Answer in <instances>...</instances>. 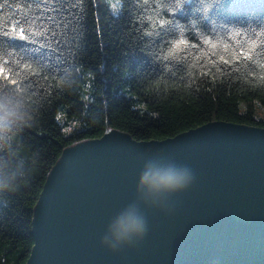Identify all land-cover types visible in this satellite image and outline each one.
<instances>
[{
	"label": "trees",
	"instance_id": "1",
	"mask_svg": "<svg viewBox=\"0 0 264 264\" xmlns=\"http://www.w3.org/2000/svg\"><path fill=\"white\" fill-rule=\"evenodd\" d=\"M29 2L0 0V68L18 81L0 76V264L26 263L33 208L64 147L110 128L151 140L213 120L264 127L254 101L264 104V0H119L118 14L81 0L79 51L64 72L43 30L4 35L37 11ZM180 39L189 44L173 47Z\"/></svg>",
	"mask_w": 264,
	"mask_h": 264
},
{
	"label": "water",
	"instance_id": "2",
	"mask_svg": "<svg viewBox=\"0 0 264 264\" xmlns=\"http://www.w3.org/2000/svg\"><path fill=\"white\" fill-rule=\"evenodd\" d=\"M188 169L182 191L139 189L148 170ZM130 210L142 238L115 245ZM25 264H264V127L213 120L163 139L110 128L72 143L33 208Z\"/></svg>",
	"mask_w": 264,
	"mask_h": 264
},
{
	"label": "snow or ice",
	"instance_id": "3",
	"mask_svg": "<svg viewBox=\"0 0 264 264\" xmlns=\"http://www.w3.org/2000/svg\"><path fill=\"white\" fill-rule=\"evenodd\" d=\"M131 0H124V5L130 3ZM35 4L37 11L31 15L25 14L23 20L13 25V29L19 28V32L5 29L4 35L11 39H25L24 28L20 27V24L32 25L37 29L36 35H40V30L45 33V38L51 36L55 41V48L53 51V59L55 60L54 67H59L62 72L68 68H74L75 58L79 51V37L81 35L80 23L82 20L83 9L79 7L81 0H30L29 8L32 4ZM96 0H93L95 5ZM180 2L177 0L176 8H180ZM2 7V5H0ZM120 12H123L121 7ZM164 39L163 35L160 37ZM188 39H180L173 47H179L180 45H188ZM196 44H190V47L195 48ZM41 47H44L41 45ZM243 47V46H241ZM264 47V45H262ZM36 51V49H33ZM238 55L233 57L239 59L240 57H246L251 60L252 56L244 51L237 49ZM74 59L70 62L69 58ZM224 61V57H221ZM227 63V61H225ZM0 76H4V79L10 82L12 85H18V81L13 79L10 75H5V69L0 68ZM31 83V82H28Z\"/></svg>",
	"mask_w": 264,
	"mask_h": 264
},
{
	"label": "clouds",
	"instance_id": "4",
	"mask_svg": "<svg viewBox=\"0 0 264 264\" xmlns=\"http://www.w3.org/2000/svg\"><path fill=\"white\" fill-rule=\"evenodd\" d=\"M0 134H3L2 129ZM193 178L188 169H150L142 174L139 189H146L147 193L152 195L171 194L187 188ZM146 232L147 225L144 218L137 211L130 210L121 218L113 232L114 246L125 243L133 237L142 238Z\"/></svg>",
	"mask_w": 264,
	"mask_h": 264
},
{
	"label": "rangeland",
	"instance_id": "5",
	"mask_svg": "<svg viewBox=\"0 0 264 264\" xmlns=\"http://www.w3.org/2000/svg\"><path fill=\"white\" fill-rule=\"evenodd\" d=\"M111 10L114 14H118L120 11V2L119 0H108ZM90 86V81H88V87ZM255 101V117L260 119L264 118V104H262L258 99H254ZM244 101L242 102V108H244ZM69 118L66 116L64 112H61L58 114V120L62 123L63 129L66 133L70 132L72 130V127L70 124H66V121Z\"/></svg>",
	"mask_w": 264,
	"mask_h": 264
}]
</instances>
